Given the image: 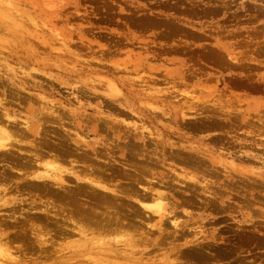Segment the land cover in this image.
Instances as JSON below:
<instances>
[{
    "label": "rangeland",
    "instance_id": "obj_1",
    "mask_svg": "<svg viewBox=\"0 0 264 264\" xmlns=\"http://www.w3.org/2000/svg\"><path fill=\"white\" fill-rule=\"evenodd\" d=\"M2 114L0 264H264V0H0Z\"/></svg>",
    "mask_w": 264,
    "mask_h": 264
},
{
    "label": "bare ground",
    "instance_id": "obj_2",
    "mask_svg": "<svg viewBox=\"0 0 264 264\" xmlns=\"http://www.w3.org/2000/svg\"><path fill=\"white\" fill-rule=\"evenodd\" d=\"M15 122H17V121L16 120H10L6 114H2L0 116V162L2 163V165L6 166L9 170H12L14 168L13 166L8 165L9 163H12V164L14 163V162H12V158L16 157L14 155V151L16 150L19 152V150H20V148H18L17 146H19V143H21V141H20V139H17L16 136H20V138H26V135L29 133L32 135L40 134L39 131H37L36 129H33L30 125H28L26 123H24V124L22 123L23 125H21V123H20V125L22 126V128H20L21 126L17 125L18 123L16 124ZM15 124L19 127L16 128ZM14 128H16V130ZM39 144H40V141H39ZM46 145L50 146V144H46ZM47 146H45V147H47ZM39 147L40 146H38L37 143L33 144V150L34 151L38 150ZM33 159H30L29 161L27 160L25 162L26 163L34 162ZM5 162H8V164H5ZM44 178H46V179L42 178V179L38 180V182H39L38 184L41 183L40 188H42V192H51L50 189H52V186L56 185V183H58L60 185L62 184V183L57 182L56 180L54 181V179L49 180L48 177H44ZM63 186L61 185V187H63ZM71 210H72V207H71ZM80 227H79L78 232L83 233V229H82L83 227H81V228Z\"/></svg>",
    "mask_w": 264,
    "mask_h": 264
}]
</instances>
